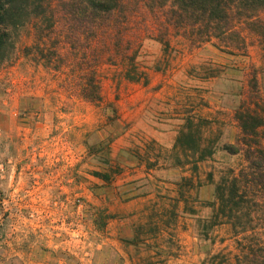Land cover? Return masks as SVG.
<instances>
[{
	"label": "rangeland",
	"instance_id": "1",
	"mask_svg": "<svg viewBox=\"0 0 264 264\" xmlns=\"http://www.w3.org/2000/svg\"><path fill=\"white\" fill-rule=\"evenodd\" d=\"M147 28L136 57L147 79L99 64L100 104L73 95L69 62L43 61L36 27L14 31L12 57L0 63V264H208L207 253L232 249L227 226L201 237L196 218L207 211L193 196L211 200L206 174L217 180L220 170L243 167V156L219 149L194 173L173 165L172 147L188 115L215 120L210 135L234 141L233 111L251 69L264 119V45L242 29L247 51L232 55L211 43L192 47L170 29L166 50L151 39L150 18ZM109 104L116 119L104 113ZM99 140L121 167L107 183L93 172L108 167L86 151ZM184 176L202 183L187 193L195 213L178 199L174 183Z\"/></svg>",
	"mask_w": 264,
	"mask_h": 264
},
{
	"label": "trees",
	"instance_id": "2",
	"mask_svg": "<svg viewBox=\"0 0 264 264\" xmlns=\"http://www.w3.org/2000/svg\"><path fill=\"white\" fill-rule=\"evenodd\" d=\"M263 14L264 0H0V63L12 57L18 40L14 31L32 25L37 32L34 48L43 61L57 69L64 60L69 62L73 95L100 104L99 64L122 65L125 78L132 81L147 79L136 57L149 18L156 29L151 39L166 50L172 29L192 47L211 43L222 52L244 55L247 42L242 29L252 31L264 45ZM48 41L54 43L52 50L46 48ZM248 87L233 111L239 129L234 141L210 135L215 120L188 115L172 147L173 165L188 166L194 173L219 149L241 154L245 161L243 167L220 170L217 180L213 172L206 174V182L213 186L211 200L193 196L199 210L207 211L196 218L201 237L207 240L216 228L227 226L232 240V249L207 253L208 264H264V119L255 69L249 74ZM103 108L107 119H116L113 106ZM85 145L87 154L108 167L93 172L95 177L107 183L121 171L120 166L111 165L110 142ZM196 181L194 186L193 177L184 176L174 183L185 212L195 213L187 193L202 185Z\"/></svg>",
	"mask_w": 264,
	"mask_h": 264
}]
</instances>
